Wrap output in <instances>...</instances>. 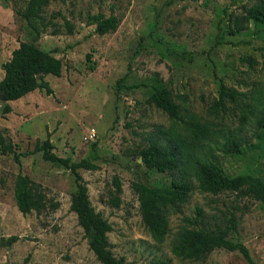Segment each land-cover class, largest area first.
<instances>
[{
	"label": "rangeland",
	"instance_id": "rangeland-1",
	"mask_svg": "<svg viewBox=\"0 0 264 264\" xmlns=\"http://www.w3.org/2000/svg\"><path fill=\"white\" fill-rule=\"evenodd\" d=\"M251 1L52 0L43 13L52 24L43 28L38 19L17 14L26 0H0V78L2 63L21 41L51 51L62 62L59 76H44L51 93L35 88L9 101L11 111L0 110V131L17 152L31 151L36 141L48 136L57 155L97 163L96 169L77 171L91 205L111 225L107 238L114 255L135 264L155 259L168 264H250L239 251L222 247L198 261L171 252L182 217L194 216L198 209L208 226L225 224L233 213L238 224L230 236L247 247L253 264H264V204L259 200L230 191L203 192L191 179L193 189L178 211H167V232L157 241L145 229L130 187L133 180L150 186L170 183L168 173L146 168L135 155L150 138L165 140L173 123L148 101L154 79L173 94L187 96L185 102L176 98L182 107L175 121L178 130L184 131L190 119L207 125L212 134L201 151L216 157L225 174L250 173L264 181V127L255 128L244 104L248 101L255 108L264 98V27L249 22L238 33L228 32L229 15L240 13ZM96 12L117 16L116 28L95 32L85 18ZM64 18L73 23L72 33L65 32ZM120 77L121 88L116 84ZM221 84L247 93V99L216 104ZM91 128L93 138L88 136ZM228 135L243 139L237 153L219 150ZM18 173L28 175L46 193V208L25 214L18 210L13 198ZM114 175L122 187L117 207L108 203ZM75 187L70 170L44 160L41 151L20 156L19 162L11 153L0 152V237H17L11 244L0 243V264L21 262L26 256V264H102L69 207Z\"/></svg>",
	"mask_w": 264,
	"mask_h": 264
},
{
	"label": "trees",
	"instance_id": "trees-1",
	"mask_svg": "<svg viewBox=\"0 0 264 264\" xmlns=\"http://www.w3.org/2000/svg\"><path fill=\"white\" fill-rule=\"evenodd\" d=\"M52 0H26L17 14L24 19L36 18L43 28L52 24L51 18H45L44 7ZM232 1V0H231ZM251 1V0H249ZM85 21L94 24V31L104 34L113 31L118 23L114 14L105 16L102 12L87 13ZM249 22L264 27V0H252L242 5L238 14L229 15V34L238 33L247 28ZM63 26L66 33H72L73 23L64 18ZM53 33L57 29H51ZM262 67L264 68V47H260ZM3 76L0 78L1 112L11 111L9 101L18 99L35 88L44 89L47 94L52 89L44 76L61 74L62 62L51 51L38 47L28 41L19 42L11 51L8 60L2 63ZM39 78V81L37 80ZM124 77L116 80L119 88L123 86ZM139 85L135 84L133 87ZM247 93L237 91L221 84L219 98L216 104H223L225 99L238 101L246 98ZM180 98L185 102L187 96L175 95L160 80L154 79L149 84L148 101L164 112L173 120L168 129L167 138H150L147 143L136 150L135 155L141 158L144 166L157 172H166L170 175V183L164 186H150L140 180L130 183L131 190L136 195L141 221L152 238L162 240L167 232V211H178L179 206L187 199L193 189L191 179L196 181V187L203 192L217 194L224 191L234 192L239 196H248L264 204V181L261 177L250 173H239L229 176L224 173L220 161L202 152L204 140L209 139L211 132L207 125L190 119L185 121L184 131L178 130L177 123L181 114V104L176 101ZM245 111L252 114L256 129L264 127V98L259 99L257 107L253 108L250 102H244ZM186 132V133H185ZM243 142L241 136L228 135L219 143V150L224 154L237 153ZM53 145L47 136L41 142L36 141L31 151L17 152L11 139L0 131V152L11 153L16 162L20 156L31 152L41 151L44 160L51 161L69 169L74 175L75 190L71 193L70 209L76 214L77 222L87 238L88 246L96 259L102 264H135L123 256H116L110 249L107 233L111 230L109 221L91 205L85 181L78 173L79 168L96 169L98 167L90 158L72 161L69 157L57 155L52 151ZM196 151H200L197 155ZM113 190L110 191L108 203L117 207L120 203L122 191L121 182L117 175L112 177ZM13 198L18 210L25 214L32 210L40 211L48 205L46 193L41 190L28 175L18 173L13 186ZM53 207L57 203H52ZM238 221L233 213L225 224L208 226L203 223L199 210L194 216H183L182 221L171 239V252L182 258L193 261L204 259L214 248L222 247L227 250H237L250 263L247 247L239 240L230 236L236 230ZM17 237L11 235L0 237V243L11 244ZM28 256L21 262L12 264H26ZM11 264V263H6ZM146 264H168L164 259H155Z\"/></svg>",
	"mask_w": 264,
	"mask_h": 264
},
{
	"label": "built area",
	"instance_id": "built-area-1",
	"mask_svg": "<svg viewBox=\"0 0 264 264\" xmlns=\"http://www.w3.org/2000/svg\"><path fill=\"white\" fill-rule=\"evenodd\" d=\"M95 134L96 133H95V130L93 128H91V129L88 130V136L90 138H93L95 136Z\"/></svg>",
	"mask_w": 264,
	"mask_h": 264
},
{
	"label": "water",
	"instance_id": "water-1",
	"mask_svg": "<svg viewBox=\"0 0 264 264\" xmlns=\"http://www.w3.org/2000/svg\"><path fill=\"white\" fill-rule=\"evenodd\" d=\"M37 80L39 81V78ZM0 104H1V99H0Z\"/></svg>",
	"mask_w": 264,
	"mask_h": 264
}]
</instances>
